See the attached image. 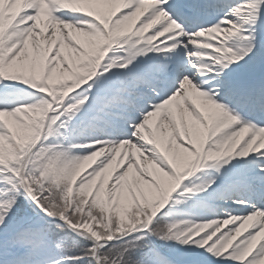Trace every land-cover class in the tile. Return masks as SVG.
Masks as SVG:
<instances>
[{
    "label": "snow or ice",
    "instance_id": "snow-or-ice-1",
    "mask_svg": "<svg viewBox=\"0 0 264 264\" xmlns=\"http://www.w3.org/2000/svg\"><path fill=\"white\" fill-rule=\"evenodd\" d=\"M0 264H264V0H0Z\"/></svg>",
    "mask_w": 264,
    "mask_h": 264
}]
</instances>
